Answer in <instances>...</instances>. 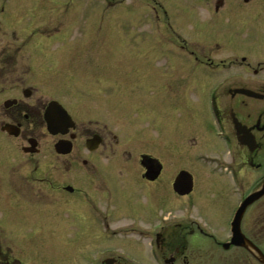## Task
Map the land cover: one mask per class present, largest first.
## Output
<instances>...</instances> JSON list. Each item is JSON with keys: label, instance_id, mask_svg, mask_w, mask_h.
Here are the masks:
<instances>
[{"label": "flooded vegetation", "instance_id": "af4514ba", "mask_svg": "<svg viewBox=\"0 0 264 264\" xmlns=\"http://www.w3.org/2000/svg\"><path fill=\"white\" fill-rule=\"evenodd\" d=\"M45 1L0 0V264H264V0L128 4L135 71Z\"/></svg>", "mask_w": 264, "mask_h": 264}, {"label": "rangeland", "instance_id": "374dc122", "mask_svg": "<svg viewBox=\"0 0 264 264\" xmlns=\"http://www.w3.org/2000/svg\"><path fill=\"white\" fill-rule=\"evenodd\" d=\"M56 1V0H54ZM77 1V0H76ZM110 1V0H107ZM134 1H139V0H113L114 2V8L112 9L113 13L110 15L106 14L104 15L106 18H104V21L106 23L103 25L105 28H102L99 33H94L93 37L94 38H99L97 43H94V46L92 47V44L83 41V48H82V57L84 59L88 58L89 55H96L97 57L100 56L103 58L104 56L107 58V55L111 54L113 58L116 59L117 62H119V59H122L123 62L118 66L116 69H129L131 71H135L138 69L139 63L143 60L142 57L140 56L143 50L145 49L144 44L135 42V41H128L129 39L135 40L139 39V35L142 33V31H134L133 34L130 31V26L128 25L129 21V14L127 11V5H131ZM141 2V1H139ZM39 3V2H38ZM37 3V4H38ZM45 4L47 5V9L49 12L52 13V19H60L64 21V23L67 22H74V23H85V22H97L99 19L98 16L95 17L97 13L100 14L101 17V12L99 11H89L87 10V7H80L79 9V14L74 15V9H59L58 4L54 3L52 0H49V2L45 1ZM135 4H137L135 2ZM103 5V2L101 3ZM75 6H78L76 4ZM57 7V8H56ZM51 9V10H50ZM82 10V11H81ZM96 13V14H95ZM204 15L203 13H199L196 16ZM90 15V17H89ZM135 16V14H134ZM106 19V20H105ZM151 20L149 21V23ZM81 26H76L74 29V33L72 30V36L77 37V38H82L85 37L83 36L84 32H82L80 29H78ZM134 28V27H133ZM200 27H196V32H199ZM192 31V30H188ZM144 33L150 35V31H144ZM137 35V36H136ZM195 38H199V36L194 35ZM128 39V40H127ZM127 40V41H126ZM132 44V46H130ZM77 53H79L77 51ZM126 60V61H125ZM132 61L131 67H129V64L126 63L127 61ZM117 97V96H116ZM153 134H156L154 131H150ZM197 147V146H196ZM206 186L207 184L204 183ZM198 199V211L200 213H207L209 204L207 205V200H210V198L206 197V194H204V199L197 194ZM200 199H203L202 202ZM228 209V205H226V210ZM209 214V213H208ZM205 215V214H203Z\"/></svg>", "mask_w": 264, "mask_h": 264}, {"label": "water", "instance_id": "95a60500", "mask_svg": "<svg viewBox=\"0 0 264 264\" xmlns=\"http://www.w3.org/2000/svg\"><path fill=\"white\" fill-rule=\"evenodd\" d=\"M187 191H188V189H186L184 192H187ZM263 193H264V188L262 189L261 192H258L256 195H252V196H250V197L246 200L245 204L242 206V208H241V210H240V213L238 214V220H239V216H240V214H241L243 208H245V206L248 204V202H251V201L253 200V198H255L256 196H259V195L261 196Z\"/></svg>", "mask_w": 264, "mask_h": 264}]
</instances>
